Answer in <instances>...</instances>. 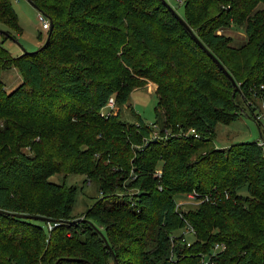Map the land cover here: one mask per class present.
Wrapping results in <instances>:
<instances>
[{
    "label": "trees",
    "instance_id": "trees-1",
    "mask_svg": "<svg viewBox=\"0 0 264 264\" xmlns=\"http://www.w3.org/2000/svg\"><path fill=\"white\" fill-rule=\"evenodd\" d=\"M29 1L52 27L13 55L3 42L21 28L0 0V74L21 75L9 90L0 75V264H264V149L210 143L238 100L264 94V0H181L235 84L164 0ZM231 24L243 27L239 47L220 32ZM148 82L156 138L138 113L120 114ZM55 172L84 174L98 197L73 214L76 187L48 180ZM187 193L195 204L177 207Z\"/></svg>",
    "mask_w": 264,
    "mask_h": 264
},
{
    "label": "rangeland",
    "instance_id": "rangeland-1",
    "mask_svg": "<svg viewBox=\"0 0 264 264\" xmlns=\"http://www.w3.org/2000/svg\"><path fill=\"white\" fill-rule=\"evenodd\" d=\"M165 2L179 16L183 14L181 0H165ZM12 4L17 13L18 25L21 28V32L14 34V38H7L3 42V45L13 55L19 54L23 50L33 51L43 43L46 37V31L40 27L37 20L38 11L28 0H12ZM220 32L231 38L230 44L234 47L241 46L246 40L243 27L237 24L224 27ZM39 34L41 35L40 38ZM0 75L7 89L9 87H16L21 81L20 72L16 68L3 70ZM237 102H240L237 118L229 123L219 122L216 124L212 142H210L211 145L226 147L231 143L240 141H259L264 136V94L259 96L251 95L248 102L245 103L239 100ZM155 105L156 95L152 86L134 88L128 100L120 106L121 118L128 122H134L135 115L133 112H135L147 124L151 125L155 120ZM249 105L254 107V115ZM258 114L261 115L259 123L254 120ZM158 120H161L160 116H158ZM152 134H156L153 138L158 136L157 127L153 128ZM154 174H160V169L157 168ZM48 180L56 183L64 182L66 185H74L76 187L72 207V213L75 215L83 212L99 195L96 183L94 181H87L84 174L81 173L55 172L48 177ZM238 193L245 195L247 193L246 188L242 186L239 188ZM188 194H180L177 197V207L185 208L187 205L195 204L188 197ZM181 231L187 233L186 237L188 239L192 238L186 232L187 228H183ZM109 264L112 263L109 261Z\"/></svg>",
    "mask_w": 264,
    "mask_h": 264
},
{
    "label": "built area",
    "instance_id": "built-area-1",
    "mask_svg": "<svg viewBox=\"0 0 264 264\" xmlns=\"http://www.w3.org/2000/svg\"><path fill=\"white\" fill-rule=\"evenodd\" d=\"M37 20L39 21V25L42 29H44L45 31L48 30L49 28V21L48 19L40 12L38 11V15H37ZM260 87L262 88L263 85L260 84ZM114 99L113 97H110L105 105V107L103 109H101V114L103 115H109L114 109ZM256 120H260L261 119V115L258 114L256 117H255ZM151 126H153V128L155 127V125H153V123L151 124ZM189 132L194 134V136H197V134L195 133L194 129L193 128H190L189 129ZM156 134H152L151 133V137H155ZM262 147L264 146V136L262 137V139L259 140L258 142ZM156 171V170H155ZM188 197L193 201V202H196L195 199H194V195L193 193H189L188 194ZM187 231L188 233H192L193 232V229L187 224ZM224 247L223 244H217L215 243L214 244V249H222ZM204 264H213V262H210L208 259H204L203 260Z\"/></svg>",
    "mask_w": 264,
    "mask_h": 264
},
{
    "label": "water",
    "instance_id": "water-1",
    "mask_svg": "<svg viewBox=\"0 0 264 264\" xmlns=\"http://www.w3.org/2000/svg\"><path fill=\"white\" fill-rule=\"evenodd\" d=\"M29 1V0H28ZM30 2V1H29ZM165 2V0H164ZM31 3V2H30ZM166 3V2H165ZM33 5V3H31ZM166 5L170 8V10L177 16V18L180 20V22L183 24V26L188 30L192 38L195 40V42L204 50V52L216 63L218 68L221 69V71L231 80L232 84H235L234 80L230 76V74L227 72V70L221 65V63L217 60V58L206 48V46L197 38V36L192 32V30L187 26V24L184 22V20L166 3ZM35 7V5H33ZM36 8V7H35ZM52 27V23L49 20V28L47 35L45 37V41H47V38L49 36L50 30ZM264 149V146H263ZM25 216V215H24ZM34 218H42L40 216H32Z\"/></svg>",
    "mask_w": 264,
    "mask_h": 264
},
{
    "label": "crops",
    "instance_id": "crops-1",
    "mask_svg": "<svg viewBox=\"0 0 264 264\" xmlns=\"http://www.w3.org/2000/svg\"><path fill=\"white\" fill-rule=\"evenodd\" d=\"M40 36H41V35L39 34V38H40ZM145 86H148V87H149V86H150V87L152 86L154 89H155V87H156L155 84H154L153 82H148ZM12 88H13V87H9V88L7 89V88L5 87V89H7V90L12 89Z\"/></svg>",
    "mask_w": 264,
    "mask_h": 264
}]
</instances>
